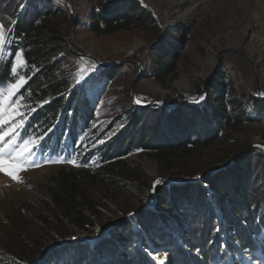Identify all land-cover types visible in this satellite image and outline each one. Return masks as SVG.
Here are the masks:
<instances>
[{
	"label": "trees",
	"instance_id": "1",
	"mask_svg": "<svg viewBox=\"0 0 264 264\" xmlns=\"http://www.w3.org/2000/svg\"><path fill=\"white\" fill-rule=\"evenodd\" d=\"M66 15L65 7L53 0L44 5L39 0H0V25L6 32L0 86L24 80L18 95L26 113L19 135L36 142L34 152L92 164L96 171L90 179L99 176L136 204L138 215L119 218L122 221L115 227L123 245L128 243L135 252L117 261L119 246L109 236L100 246L107 264H155L157 259L168 258L173 264L264 260L263 147L249 146L226 164L200 174L186 175L174 168V181L163 180L154 191L148 174L131 160L133 154L144 153L168 161L218 144L230 129L263 122L264 104L255 88L246 92L230 76L211 77L200 100L181 96L173 108L163 103L134 106L126 119L113 120L107 140L101 141L98 134L96 148L87 149L86 136L98 131L94 125L99 103L125 69L90 62L93 74L79 78L76 70L81 57L63 48L65 30L58 19ZM158 28L155 13L141 0H100L89 23L98 35ZM178 46L182 43L175 38L155 47L151 77L161 84L174 76ZM20 53L23 64L16 67ZM120 123L123 127L115 130ZM78 176L75 169H62L50 186L55 206L74 213L76 223L84 214L85 205L79 200L87 199ZM90 206L88 201V216L95 214L99 219V207ZM137 230L140 238H136ZM145 234L160 242L166 253L151 256L152 245ZM65 239L70 243L67 257L62 256L60 246L50 252L43 247L35 256H22L25 260L17 264H98L94 259L85 263L89 258L86 241L72 240L70 235Z\"/></svg>",
	"mask_w": 264,
	"mask_h": 264
},
{
	"label": "rangeland",
	"instance_id": "2",
	"mask_svg": "<svg viewBox=\"0 0 264 264\" xmlns=\"http://www.w3.org/2000/svg\"><path fill=\"white\" fill-rule=\"evenodd\" d=\"M47 1L39 0V3L44 5ZM53 1L66 9L67 15L58 21L74 50L98 61L121 63L106 68L125 69L122 76L109 84L99 103L94 125L98 131L86 136L87 149L96 148L94 141L98 134L102 136L101 141L107 140L110 136L107 129L113 120L126 119L134 106L144 107L139 105H150L157 99L172 103L177 92L189 94L192 97L189 99L195 100L211 77L227 75L246 92L253 87L256 89V78L249 63L233 50L241 51L254 60L264 91V0H141L155 13L159 27L156 31L131 30L101 35L89 29L92 9L100 0H68L73 16L61 1ZM175 38L182 43L177 48L176 70L166 84H161L151 77L155 69V47ZM5 42L6 32L0 25V58ZM63 48L72 53L64 47V42ZM131 61L144 65L140 78L134 84L137 104L131 97L137 67ZM90 62L96 63L84 57L77 60L76 74L79 78L93 74L95 68L89 65ZM22 64L20 53L16 67ZM23 84L24 80L20 79L16 83L0 86V264L23 263L25 259L22 256H35L39 249H50L56 243H60L62 256L67 257L70 243L65 239L66 235H70L72 240L80 239L89 244V258L85 263L94 259L98 264H107L100 246L109 236L119 246L116 260L128 258L133 250L118 238L114 223L119 218L136 217V204L129 199L130 195L120 193L99 176L90 179L89 176L96 171L92 164L75 158L38 154L34 152L35 141L20 138V121L26 113L18 95ZM261 102L264 104V100ZM121 127L122 123L115 130ZM225 133L226 137L218 144L202 151L180 154L168 161L160 162L144 153L133 154L131 160L135 167L148 174L154 185L164 178L166 181L173 180L171 172L174 168L186 175L200 174L226 164L233 155L249 146L264 148V121L245 124ZM62 169H75L79 175L77 179L87 194L86 200H79L85 205L79 223L72 218L74 213L58 209L50 195V186ZM87 200L90 207L92 204L99 207V219L95 214L88 216ZM86 224L89 226L85 227ZM166 227L169 228L168 224ZM113 229L115 232H111ZM136 234V238L141 237L140 230ZM145 235L152 245L148 250L151 256L156 258L166 253V249L151 234ZM230 255L236 257L233 253ZM250 259L254 264H264V260L257 257ZM155 264L173 263L168 258L157 259ZM218 264L227 263L220 261ZM233 264L243 263L234 259Z\"/></svg>",
	"mask_w": 264,
	"mask_h": 264
},
{
	"label": "water",
	"instance_id": "3",
	"mask_svg": "<svg viewBox=\"0 0 264 264\" xmlns=\"http://www.w3.org/2000/svg\"><path fill=\"white\" fill-rule=\"evenodd\" d=\"M58 1H61L69 10V13L71 16H73V11H72V8L70 7V4L68 2V0H58ZM72 29V28H71ZM64 47L69 49L72 53L80 56V57H84V58H88V59H93V61H95L98 65L100 66H103V67H107V66H118L119 64H121L120 62L116 61V62H102V61H98L97 59L95 58H92L91 56H89L88 54H85V53H82V52H79V51H76L74 50L70 45H69V42H68V35L65 36L64 38ZM233 52L237 55H240L243 59H245V61H247L255 75V78H256V94L257 96L261 99V100H264V91L262 90V87H261V83H260V79H259V75H258V67L256 65V63L254 62V60L248 56L247 54L241 52V51H238V50H233ZM136 67H137V72H136V76L134 78V81L132 83V88H131V97H132V100L137 104V100H136V94H135V88H134V84L135 82L140 78V75L142 74L143 70H144V65L141 64V63H138L136 61H131ZM205 93V86L203 85L202 86V92L201 94L197 95L195 100H199L200 96ZM181 96H184V97H187V98H192L191 96H189V94H186V93H182V92H177L176 93V96H175V99L172 103L170 102H167L165 101L164 99H157L149 104H155V103H163L165 104L166 106L172 108L174 106H176L178 104V101H179V98ZM148 104H145V105H139V106H147ZM164 180H166L164 178ZM174 181V179H173ZM157 186V183H155L153 185V189L152 191L155 190V187ZM122 221V219H117V221L114 223V227H116V225L118 223H120ZM112 231V230H111ZM57 246H60V243H56L54 246H52L50 249H47V252H50L53 248H56Z\"/></svg>",
	"mask_w": 264,
	"mask_h": 264
},
{
	"label": "bare ground",
	"instance_id": "4",
	"mask_svg": "<svg viewBox=\"0 0 264 264\" xmlns=\"http://www.w3.org/2000/svg\"><path fill=\"white\" fill-rule=\"evenodd\" d=\"M134 54V53H133ZM131 55H132V52H131ZM131 55H129V56H131ZM140 63V62H139ZM142 64V63H141Z\"/></svg>",
	"mask_w": 264,
	"mask_h": 264
},
{
	"label": "built area",
	"instance_id": "5",
	"mask_svg": "<svg viewBox=\"0 0 264 264\" xmlns=\"http://www.w3.org/2000/svg\"><path fill=\"white\" fill-rule=\"evenodd\" d=\"M141 58H142V57H141ZM141 58H140V59H141Z\"/></svg>",
	"mask_w": 264,
	"mask_h": 264
}]
</instances>
